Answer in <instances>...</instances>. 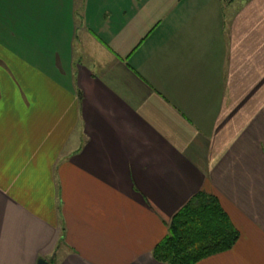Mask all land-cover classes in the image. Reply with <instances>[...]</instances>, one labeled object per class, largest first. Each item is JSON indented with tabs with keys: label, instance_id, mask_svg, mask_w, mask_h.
<instances>
[{
	"label": "crops",
	"instance_id": "0c3cea01",
	"mask_svg": "<svg viewBox=\"0 0 264 264\" xmlns=\"http://www.w3.org/2000/svg\"><path fill=\"white\" fill-rule=\"evenodd\" d=\"M199 192L264 264V0H0V264H163Z\"/></svg>",
	"mask_w": 264,
	"mask_h": 264
},
{
	"label": "trees",
	"instance_id": "16d2710c",
	"mask_svg": "<svg viewBox=\"0 0 264 264\" xmlns=\"http://www.w3.org/2000/svg\"><path fill=\"white\" fill-rule=\"evenodd\" d=\"M239 232L215 195L199 192L172 218L152 251L163 264H195L231 249Z\"/></svg>",
	"mask_w": 264,
	"mask_h": 264
},
{
	"label": "water",
	"instance_id": "95a60500",
	"mask_svg": "<svg viewBox=\"0 0 264 264\" xmlns=\"http://www.w3.org/2000/svg\"><path fill=\"white\" fill-rule=\"evenodd\" d=\"M37 264H48L46 261H44V260H39L38 262H37Z\"/></svg>",
	"mask_w": 264,
	"mask_h": 264
}]
</instances>
